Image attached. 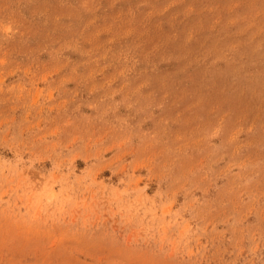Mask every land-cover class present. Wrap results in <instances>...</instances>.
Returning a JSON list of instances; mask_svg holds the SVG:
<instances>
[{
  "label": "rangeland",
  "instance_id": "374dc122",
  "mask_svg": "<svg viewBox=\"0 0 264 264\" xmlns=\"http://www.w3.org/2000/svg\"><path fill=\"white\" fill-rule=\"evenodd\" d=\"M0 264H264V0H0Z\"/></svg>",
  "mask_w": 264,
  "mask_h": 264
}]
</instances>
